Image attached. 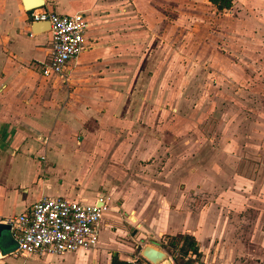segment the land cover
<instances>
[{
	"label": "rangeland",
	"instance_id": "obj_1",
	"mask_svg": "<svg viewBox=\"0 0 264 264\" xmlns=\"http://www.w3.org/2000/svg\"><path fill=\"white\" fill-rule=\"evenodd\" d=\"M163 2L152 0V14L133 9L126 23L136 28L119 32L120 51L111 52L105 84L121 89V123L84 125L82 131L77 111L83 109L69 111L77 122L68 131L74 146L83 151L84 137L95 150L88 163L63 156L67 180H86L91 187L85 190L113 208L104 213L111 220L99 239L100 255L120 243L130 249L113 248L134 251V260L146 244L161 248L167 232L187 231L203 247L199 264H264V14L259 7L219 12L206 0ZM75 79H32V92L22 98L45 102L50 94L42 89L55 87L61 108L89 85ZM102 110L91 111L93 117ZM114 128L115 138L106 133ZM177 171L186 180L174 185L182 191L187 185L184 203H156L153 176L166 180ZM112 180L110 187L97 184ZM162 191L165 200L175 197L171 187ZM133 209L142 214L137 220ZM95 258L73 255L58 264H103Z\"/></svg>",
	"mask_w": 264,
	"mask_h": 264
},
{
	"label": "crops",
	"instance_id": "obj_2",
	"mask_svg": "<svg viewBox=\"0 0 264 264\" xmlns=\"http://www.w3.org/2000/svg\"><path fill=\"white\" fill-rule=\"evenodd\" d=\"M232 1L233 5L229 10L239 7L244 13L246 9L252 11L259 7L261 13L264 14V5H259L257 0ZM253 1L257 5H254ZM42 2V6L37 7L33 4L34 0H0V221L19 215L44 196L84 200L87 203H93L100 198L102 199L101 206H104L105 210L102 212L100 222L99 243L102 230L108 229V221L111 220L107 221L104 213L113 210V208H108V202L102 195L85 190L87 187H91L89 184L85 185L86 180L83 179L81 184L77 177L67 180L66 168L62 162L64 157L78 158L80 156L82 162L85 160L88 163L95 150L90 144L84 143V137L80 144L83 151H80V147L74 146L68 131L69 126L72 127L77 122L69 111L73 108L83 109V111H77L81 113L82 131H85L84 125H87V128H90L92 124L117 126L116 122L121 119L120 112L125 104L121 99V89L105 84L111 52L118 54L120 51L116 47L121 43V39H118L119 32H123L124 29L134 30L136 28L135 25L128 27L126 23L134 17L133 9L152 14L157 7L155 8L152 0H42ZM161 3L158 6L163 5V0ZM27 4L30 5L29 8H27ZM32 9L68 15L83 12L87 17L89 29L84 35V49L68 63L63 78L44 77L34 66V64L45 62L48 58L50 33L49 31L36 34L31 32L33 22L30 21L29 13ZM96 21L98 23L96 30H90L92 26L94 28ZM151 27L147 25L148 29ZM107 31H113L115 36H107ZM142 34L147 35V32L143 31ZM93 35H96L97 38ZM91 38L93 40L89 41ZM75 77L78 81V78L82 80L80 83L89 80V85L86 88L78 89L77 92H80L81 95L79 97L77 94L73 95L72 101L71 99L66 100L61 108L56 103L57 89L55 87L49 90L42 89L43 92L47 91V94H50L49 100L45 102L36 103L22 98L23 93L32 92L27 87L32 79L45 82L47 79L59 78L64 82H70L71 78L74 81ZM90 79H96L100 83L96 80H91L93 83H90ZM101 82L104 83L101 84ZM111 94L112 98L109 97ZM96 108H103V110L98 117H93L92 112L94 113ZM116 130L114 128L109 132L108 129L106 133H113L114 137ZM99 131L101 132V127H99ZM104 151L106 150L103 148L102 152L105 158L106 152L104 153ZM88 173L89 171H87ZM159 173L162 174L164 171ZM159 173L158 176H153V186H151V189L157 193L156 203L160 201H163L164 205L184 203L183 192L187 189V185L183 191L174 188L177 181L184 183L186 181L179 177L180 172L177 171L174 175H164L166 180ZM76 179L77 181H75ZM161 180L167 182L165 187ZM105 181H99L97 184H103L105 187L116 184L115 180H112L113 183ZM169 187L174 189L175 197L165 200V192L162 190L166 191ZM190 187L192 189V183H190ZM125 206L126 204L123 203L121 207ZM131 211L136 215V218L131 217L133 220H137L142 215L136 209ZM165 211L164 208L163 212ZM173 212L179 213L174 210ZM167 233L172 235L175 232ZM178 233H187V231ZM188 234L196 239L194 232ZM4 238L2 248H0V264H58L64 260L71 261L73 255L86 254L96 255L97 261L101 259L103 264H109L113 256H117L119 260L132 261L134 253L130 250H119L120 247L125 246L115 243L100 255L101 250L97 243V246L92 250L66 253L62 256L45 254L12 257L8 255L14 245L10 229L4 233ZM196 241L201 258H203V247L197 239ZM116 244L119 248H113ZM125 248L130 249L129 247ZM109 250L111 253L106 259L105 256ZM93 261L95 262V260ZM203 263L206 264L204 261Z\"/></svg>",
	"mask_w": 264,
	"mask_h": 264
},
{
	"label": "built area",
	"instance_id": "obj_3",
	"mask_svg": "<svg viewBox=\"0 0 264 264\" xmlns=\"http://www.w3.org/2000/svg\"><path fill=\"white\" fill-rule=\"evenodd\" d=\"M29 16L31 22L49 24L48 58L34 64L35 68L44 77L63 78L68 63L84 49V35L89 29L86 15L32 9ZM101 202L100 198L93 203L63 197L39 198L19 215L0 221L10 226L14 245L8 255L62 256L94 249L105 210ZM139 259L144 260L135 256L132 261Z\"/></svg>",
	"mask_w": 264,
	"mask_h": 264
},
{
	"label": "trees",
	"instance_id": "obj_4",
	"mask_svg": "<svg viewBox=\"0 0 264 264\" xmlns=\"http://www.w3.org/2000/svg\"><path fill=\"white\" fill-rule=\"evenodd\" d=\"M216 11L229 10L232 0H207ZM166 243H160L161 248L170 258L172 264H193L201 259V252L194 236L188 233H176L164 235ZM109 264H148L144 260L124 261L119 260L117 256H113ZM201 264H203L201 262Z\"/></svg>",
	"mask_w": 264,
	"mask_h": 264
},
{
	"label": "water",
	"instance_id": "obj_5",
	"mask_svg": "<svg viewBox=\"0 0 264 264\" xmlns=\"http://www.w3.org/2000/svg\"><path fill=\"white\" fill-rule=\"evenodd\" d=\"M37 7H41L42 0H34L33 3ZM29 8L30 5H26ZM49 31L48 22H33L31 25V32L36 34L37 32H47ZM10 226L0 222V248H2V242H4V233L9 231ZM140 257L143 258L149 264H172L168 255L164 250L158 246L152 244L144 245L140 252Z\"/></svg>",
	"mask_w": 264,
	"mask_h": 264
},
{
	"label": "bare ground",
	"instance_id": "obj_6",
	"mask_svg": "<svg viewBox=\"0 0 264 264\" xmlns=\"http://www.w3.org/2000/svg\"><path fill=\"white\" fill-rule=\"evenodd\" d=\"M32 6V5H31Z\"/></svg>",
	"mask_w": 264,
	"mask_h": 264
}]
</instances>
